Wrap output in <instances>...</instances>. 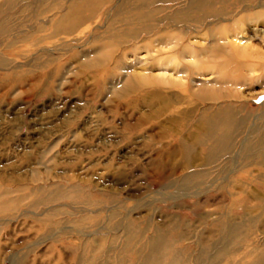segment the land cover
<instances>
[{
    "label": "rangeland",
    "instance_id": "rangeland-1",
    "mask_svg": "<svg viewBox=\"0 0 264 264\" xmlns=\"http://www.w3.org/2000/svg\"><path fill=\"white\" fill-rule=\"evenodd\" d=\"M87 2L0 0V23L7 24L0 34V264H135L147 252L137 240L125 249L127 224L144 230V240L161 228L180 253L173 264H253L264 255V211L256 210L264 202L254 199L264 197V165L242 148L211 167L201 164L198 149L188 165L178 143L199 137L198 114L211 102L191 100L185 89L160 79L177 84L175 76L194 73L191 82L181 81L190 91L240 92V117L252 115L241 137L245 145L253 143L250 124L263 109L261 81H241L236 89L219 84L224 66L208 65L198 76L193 68L176 74L171 65L157 67L171 53L164 37L173 29L160 26L136 43L120 37L126 28L120 15L134 0H102L75 14L73 22L92 16L73 28L71 20L60 21ZM240 7L230 21L191 29L187 42L205 45L219 33L212 28L260 10ZM258 31L251 44L264 54V27ZM243 70L261 74L258 67L252 74ZM143 75L157 82L139 85ZM245 212L256 222L237 229V246L204 251L203 237L217 233L214 222L234 217L240 223Z\"/></svg>",
    "mask_w": 264,
    "mask_h": 264
},
{
    "label": "bare ground",
    "instance_id": "bare-ground-1",
    "mask_svg": "<svg viewBox=\"0 0 264 264\" xmlns=\"http://www.w3.org/2000/svg\"><path fill=\"white\" fill-rule=\"evenodd\" d=\"M101 2L102 0H90V3L75 4L61 17L60 21L68 22L71 20V27L72 24L81 25L89 21L92 14H83L78 22H73V19L76 17L75 14H80L81 10H83V13L86 9L91 10L92 6L97 7ZM133 3L135 4L133 7L129 8V10L124 8L125 13L120 15L119 23L126 27L119 34L120 37H125V39L127 37L129 42L136 43L142 35H146L147 37L157 35L163 26L166 28L170 24L168 28L173 29L171 34L164 37L165 40H168L171 53L170 55H165L163 60H158L156 62L157 67L168 68L167 66L171 65L174 72H177L176 74L184 73L189 68H193L196 71L195 75L198 76L203 75L202 73L208 65H213V68L224 66L228 68L227 74L224 77L221 76L219 84H221L220 81H223L226 85L237 89L241 87V81L248 82L249 84L253 82L260 83L261 81V84L264 86V54L251 44V39L255 38L259 33V27H264V1L256 5L260 8L259 11L249 12L246 16L232 19L229 26L212 28L214 30L218 29L219 33L214 34L207 44L199 46L187 42V39L189 41V31L191 29H204L207 22L218 25L223 21H230V18L239 13L236 12L237 6H241V12L254 9L256 6L252 5L253 0H160L159 2L155 0H134ZM158 3L159 7H156ZM169 4H172L173 7L176 6V9L171 15L157 19L161 13L172 8V6H168ZM235 5L236 7H234ZM212 29H206L204 34L206 35V33L211 32ZM5 30H7V24L0 23V34L5 32ZM173 41H176L175 46L172 45ZM179 67L180 70H177ZM256 67L261 71L258 77H251L249 74H246L247 71L244 72L243 70L244 68H248L249 73L252 74L256 71ZM166 70L161 72L162 76L166 74ZM190 75L185 78L175 76L179 81L177 84H181V81L191 82L194 73ZM169 77H172V75ZM136 80L139 85H148L152 81L157 82L156 79L153 80L148 75L140 76ZM160 82L168 88L177 87L185 89L189 98L198 103L211 102L208 107H205L198 114L197 128L199 137L192 139L190 142L178 143V149L188 165L196 160L193 154L198 149L202 153V156L199 158L201 164L211 167L213 165L220 166L224 158L232 154L236 148L249 150L253 157L257 155L254 159L257 160L258 165H264V124L255 126L256 122L258 123L260 119L264 121V99L261 102V106L263 107L261 114L259 113L255 121L250 124L252 128L248 131L250 134L256 135L254 141L252 144L245 145L246 139L241 140V137L247 132L246 128L248 122L252 120V115L245 113V117H240L237 108L238 104H240V92H234V95H223L220 92L216 93V91L204 92L203 90H199L195 92L190 91V87L187 86L185 88L182 84L178 86L176 82L171 80L163 81L161 78ZM199 84L201 86L206 83L201 82ZM216 84V81H214L210 85L215 86ZM200 86L197 84L198 89H201ZM228 98H233L235 101ZM238 139L240 140L238 141ZM202 172L204 176L211 175V173H208L209 171ZM255 196L254 199L259 204L264 202V197ZM246 197L248 198V196ZM261 206L256 205V210L264 211V208ZM246 212L245 216L243 215V218H241L243 220L240 223H237L234 217H226L214 222L213 224H217L216 227H218L217 233H214L215 231L212 230L208 236L203 237L202 245L204 246V251L208 249L223 250L230 243H234V246H237L240 235L237 229L241 228V225L246 222L250 224L256 222ZM127 225L129 227L127 226L128 234L125 249L130 248L133 240H137L136 242L141 244L140 249L147 252L143 259H136L135 264H160V261L164 260L167 256H171L172 264L173 262H178L180 253L173 250L171 243H169L161 228L156 227L151 236L144 240V230L134 228L132 224ZM227 235H231L232 239L228 241L226 239ZM180 236L183 238L182 234H180L178 239H180ZM225 239L226 241L224 242ZM222 244L224 246H221ZM257 258L253 264H264V255H259ZM116 264L122 263L117 262Z\"/></svg>",
    "mask_w": 264,
    "mask_h": 264
}]
</instances>
